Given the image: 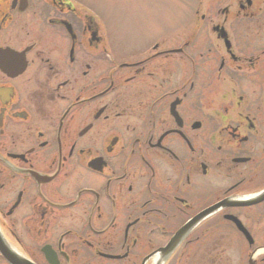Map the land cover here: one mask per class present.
Returning <instances> with one entry per match:
<instances>
[{
  "label": "flooded vegetation",
  "instance_id": "flooded-vegetation-1",
  "mask_svg": "<svg viewBox=\"0 0 264 264\" xmlns=\"http://www.w3.org/2000/svg\"><path fill=\"white\" fill-rule=\"evenodd\" d=\"M169 27L0 0V264H264V0Z\"/></svg>",
  "mask_w": 264,
  "mask_h": 264
},
{
  "label": "rangeland",
  "instance_id": "rangeland-1",
  "mask_svg": "<svg viewBox=\"0 0 264 264\" xmlns=\"http://www.w3.org/2000/svg\"><path fill=\"white\" fill-rule=\"evenodd\" d=\"M86 8L98 10L113 29L119 44L127 47L130 34L140 42L150 39L157 31L170 30L177 19L188 15L194 0H81ZM157 3L163 6L161 18L156 19ZM133 26V28H131ZM137 26V27H136ZM123 39V42L120 41Z\"/></svg>",
  "mask_w": 264,
  "mask_h": 264
}]
</instances>
